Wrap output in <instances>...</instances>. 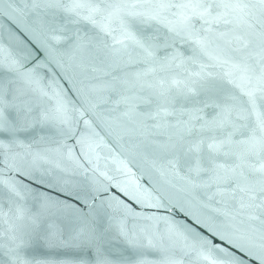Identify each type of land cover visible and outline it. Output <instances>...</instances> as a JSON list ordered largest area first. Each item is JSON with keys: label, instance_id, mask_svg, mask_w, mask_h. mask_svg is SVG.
<instances>
[{"label": "snow or ice", "instance_id": "1", "mask_svg": "<svg viewBox=\"0 0 264 264\" xmlns=\"http://www.w3.org/2000/svg\"><path fill=\"white\" fill-rule=\"evenodd\" d=\"M0 264H264V0H0Z\"/></svg>", "mask_w": 264, "mask_h": 264}, {"label": "water", "instance_id": "2", "mask_svg": "<svg viewBox=\"0 0 264 264\" xmlns=\"http://www.w3.org/2000/svg\"><path fill=\"white\" fill-rule=\"evenodd\" d=\"M137 175H139V173H137Z\"/></svg>", "mask_w": 264, "mask_h": 264}]
</instances>
